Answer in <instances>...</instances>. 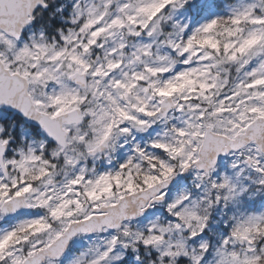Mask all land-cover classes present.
I'll return each instance as SVG.
<instances>
[{
  "label": "snow or ice",
  "instance_id": "obj_1",
  "mask_svg": "<svg viewBox=\"0 0 264 264\" xmlns=\"http://www.w3.org/2000/svg\"><path fill=\"white\" fill-rule=\"evenodd\" d=\"M0 264H264V0H0Z\"/></svg>",
  "mask_w": 264,
  "mask_h": 264
}]
</instances>
